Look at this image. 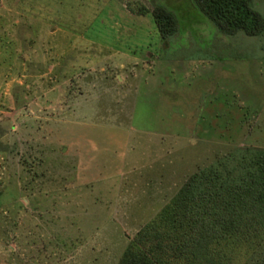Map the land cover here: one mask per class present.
Masks as SVG:
<instances>
[{
	"label": "rangeland",
	"instance_id": "obj_1",
	"mask_svg": "<svg viewBox=\"0 0 264 264\" xmlns=\"http://www.w3.org/2000/svg\"><path fill=\"white\" fill-rule=\"evenodd\" d=\"M186 1L0 0V264H116L191 172L264 146V32Z\"/></svg>",
	"mask_w": 264,
	"mask_h": 264
},
{
	"label": "trees",
	"instance_id": "obj_2",
	"mask_svg": "<svg viewBox=\"0 0 264 264\" xmlns=\"http://www.w3.org/2000/svg\"><path fill=\"white\" fill-rule=\"evenodd\" d=\"M167 5L152 7L163 37L180 26ZM185 7L224 34L264 32L253 0H187ZM254 254L264 264V146L243 144L191 172L139 226L116 264H237Z\"/></svg>",
	"mask_w": 264,
	"mask_h": 264
}]
</instances>
